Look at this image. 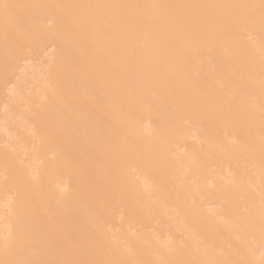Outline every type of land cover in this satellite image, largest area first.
Wrapping results in <instances>:
<instances>
[{
    "label": "bare ground",
    "instance_id": "bare-ground-1",
    "mask_svg": "<svg viewBox=\"0 0 264 264\" xmlns=\"http://www.w3.org/2000/svg\"><path fill=\"white\" fill-rule=\"evenodd\" d=\"M0 264H264V0H0Z\"/></svg>",
    "mask_w": 264,
    "mask_h": 264
}]
</instances>
